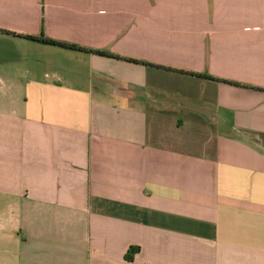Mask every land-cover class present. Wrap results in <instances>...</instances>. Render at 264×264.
Returning a JSON list of instances; mask_svg holds the SVG:
<instances>
[{
	"label": "crops",
	"instance_id": "1",
	"mask_svg": "<svg viewBox=\"0 0 264 264\" xmlns=\"http://www.w3.org/2000/svg\"><path fill=\"white\" fill-rule=\"evenodd\" d=\"M0 30L55 64L0 86V264H264V0H0Z\"/></svg>",
	"mask_w": 264,
	"mask_h": 264
},
{
	"label": "rangeland",
	"instance_id": "2",
	"mask_svg": "<svg viewBox=\"0 0 264 264\" xmlns=\"http://www.w3.org/2000/svg\"><path fill=\"white\" fill-rule=\"evenodd\" d=\"M48 47L58 48L49 45ZM39 57L40 52L32 49L29 44L23 41L11 42L10 38L0 36V86H4L2 89L8 90L11 86L20 88L21 81L26 80L25 71L32 70L34 67L54 70V63L49 62L45 66L43 62L38 61ZM0 97L3 98V95L0 94ZM2 101L3 99H0V106L4 104Z\"/></svg>",
	"mask_w": 264,
	"mask_h": 264
},
{
	"label": "trees",
	"instance_id": "3",
	"mask_svg": "<svg viewBox=\"0 0 264 264\" xmlns=\"http://www.w3.org/2000/svg\"><path fill=\"white\" fill-rule=\"evenodd\" d=\"M0 32L6 33V34H10L7 31L0 30ZM23 38H25L27 40H31V41L40 42V43L45 44V45H50V46L63 48V49H68V50H73V51H78V52H84V53H96V54L102 55V56H109V57L121 59V57H119V56L112 55V54L104 52V51L91 50V49H87V48H84V47H81V46H78V45L57 41V40H54V39H50V38L46 37L45 35H40V36H37V37L36 36H23ZM130 61H133V60H130ZM143 64H145L147 66H150V64H148V63H143ZM194 76L202 77L204 75H196L195 74ZM207 78H211V77L208 76ZM130 255L131 254L127 255V258L131 259Z\"/></svg>",
	"mask_w": 264,
	"mask_h": 264
}]
</instances>
